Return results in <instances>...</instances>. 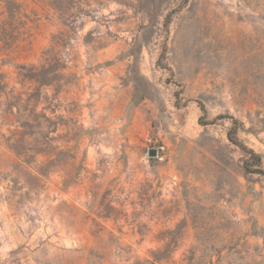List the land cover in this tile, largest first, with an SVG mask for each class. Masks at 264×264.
I'll use <instances>...</instances> for the list:
<instances>
[{
    "label": "rangeland",
    "instance_id": "1",
    "mask_svg": "<svg viewBox=\"0 0 264 264\" xmlns=\"http://www.w3.org/2000/svg\"><path fill=\"white\" fill-rule=\"evenodd\" d=\"M246 165L264 0H0V264H264Z\"/></svg>",
    "mask_w": 264,
    "mask_h": 264
},
{
    "label": "trees",
    "instance_id": "2",
    "mask_svg": "<svg viewBox=\"0 0 264 264\" xmlns=\"http://www.w3.org/2000/svg\"><path fill=\"white\" fill-rule=\"evenodd\" d=\"M233 123H234V126L231 128V130L229 131V133H228V138L233 142V143H235V144H237V145H240V146H243V143L240 141V139H239V137H238V135H237V133H238V126H237V121L236 120H234L233 121ZM255 156V160H257L259 163L261 162V160H260V157L258 156V155H254ZM246 168L248 169V170H250L251 172H257V173H262V174H264V169H262V168H258V169H251L250 167H248V165H246Z\"/></svg>",
    "mask_w": 264,
    "mask_h": 264
},
{
    "label": "water",
    "instance_id": "3",
    "mask_svg": "<svg viewBox=\"0 0 264 264\" xmlns=\"http://www.w3.org/2000/svg\"><path fill=\"white\" fill-rule=\"evenodd\" d=\"M158 153V150L156 148H151L150 151H149V154L151 157H154L156 156Z\"/></svg>",
    "mask_w": 264,
    "mask_h": 264
}]
</instances>
